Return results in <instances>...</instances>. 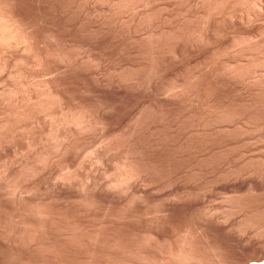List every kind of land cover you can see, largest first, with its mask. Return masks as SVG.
<instances>
[{
  "label": "rangeland",
  "instance_id": "rangeland-1",
  "mask_svg": "<svg viewBox=\"0 0 264 264\" xmlns=\"http://www.w3.org/2000/svg\"><path fill=\"white\" fill-rule=\"evenodd\" d=\"M90 2L16 0L36 48L0 57V100L27 114L0 130V226L25 203L40 204L37 226L61 240L54 259L37 262L1 245L0 264L244 262L221 227L242 194L216 191L208 215L200 169L220 142L264 143V0ZM74 116L84 122L69 127Z\"/></svg>",
  "mask_w": 264,
  "mask_h": 264
},
{
  "label": "bare ground",
  "instance_id": "bare-ground-1",
  "mask_svg": "<svg viewBox=\"0 0 264 264\" xmlns=\"http://www.w3.org/2000/svg\"><path fill=\"white\" fill-rule=\"evenodd\" d=\"M18 1V0H17ZM40 1V0H39ZM50 2V4H53L54 6L58 4L59 1L61 0H48ZM68 1V0H67ZM77 3H79V5H81L82 7H84V9L89 8L90 9V5L89 3H91V0H76ZM131 1V0H130ZM44 2V1H43ZM70 2V1H69ZM61 3V2H60ZM71 3V2H70ZM76 3V2H75ZM35 4V3H34ZM37 4V3H36ZM100 4V3H99ZM16 0H0V57L5 60L7 57H9V54L12 53V50L14 51V49L16 51H19L22 47L24 52L26 51H31L33 47L36 48V46H32V40L30 37V31L28 30V27H26L24 25L23 18L22 15L18 12L20 9H18V11H16L17 6ZM20 6V4H18ZM67 5V4H66ZM16 8H15V7ZM31 6V5H30ZM41 6V5H40ZM49 6V5H48ZM61 6V5H58ZM64 6V5H63ZM69 6V5H68ZM73 6V5H72ZM75 7V5H74ZM80 7V6H79ZM37 8V7H36ZM56 8V7H55ZM65 8V7H64ZM68 9V8H67ZM75 9V8H74ZM32 10V9H31ZM39 10H41V8H39ZM66 10V9H65ZM42 11V10H41ZM63 11V10H62ZM77 11V10H76ZM22 12V11H21ZM32 12V11H31ZM67 12V10H66ZM35 13V12H34ZM33 13V14H34ZM42 15V12H40ZM44 14V13H43ZM27 15V14H26ZM54 16V15H53ZM62 16V15H61ZM67 16V14H66ZM87 16V15H85ZM46 17V15L44 16ZM52 17V16H50ZM56 17V16H55ZM41 18V17H40ZM49 18V17H48ZM54 18V17H53ZM67 18V17H66ZM38 19V18H37ZM57 19V18H56ZM85 19V18H84ZM224 19V18H223ZM42 20V19H41ZM30 21V19H29ZM40 21V20H39ZM53 21V19H52ZM56 21H59L58 19ZM208 21V20H207ZM27 22V20H26ZM42 22V21H41ZM47 22V20L45 21ZM51 22V21H50ZM31 23V22H29ZM44 23V20H43ZM54 24V23H53ZM59 24V23H58ZM244 24V23H243ZM29 25V24H28ZM46 25V23H45ZM70 25V24H69ZM83 25V24H82ZM56 26V25H55ZM54 26V27H55ZM84 26V25H83ZM34 27V26H33ZM53 27V26H52ZM67 27V25L65 26V28ZM51 29V28H50ZM57 29V27H56ZM63 29V28H62ZM70 28H68L69 30ZM35 30V29H33ZM58 30V29H57ZM255 30V29H254ZM32 31V30H31ZM35 33V31H33ZM54 32V31H53ZM55 33V32H54ZM62 33V32H60ZM48 34V33H47ZM52 34V33H50ZM32 35V34H31ZM35 36V34H33ZM39 35V34H38ZM62 35V34H61ZM55 36V35H54ZM52 37V36H51ZM56 37V36H55ZM54 37V39H55ZM37 38V37H36ZM33 39V38H32ZM38 39V38H37ZM51 39V38H50ZM35 40V39H34ZM39 40V39H38ZM43 40V39H42ZM59 40V39H58ZM36 41V40H35ZM50 43V41H48ZM38 43V41L36 42ZM53 43H56V41H54ZM52 43V44H53ZM59 43V41H58ZM51 44V45H52ZM37 45V44H36ZM47 45V44H46ZM57 45V44H55ZM39 46V45H38ZM50 46V45H49ZM48 46V47H49ZM53 46V45H52ZM255 46V45H254ZM40 47V46H39ZM43 47L44 44H43ZM20 48V49H18ZM59 48V47H58ZM43 49V48H42ZM49 49V48H48ZM51 49V47H50ZM49 51H53L52 49ZM37 50H40V48ZM46 50V49H45ZM48 51V50H46ZM48 51L49 54H51ZM22 52L24 55L26 53ZM40 52V51H39ZM43 52V51H42ZM15 53V52H14ZM13 53V54H14ZM19 53V52H18ZM41 53V52H40ZM20 54V53H19ZM28 54V53H27ZM44 54V53H43ZM55 54V53H54ZM61 54V53H57L56 54ZM12 55V54H11ZM10 55V57H11ZM24 55L20 54V55H16L19 58H26ZM42 55V54H41ZM48 55V54H46ZM54 55V56H55ZM40 56V55H39ZM38 56V57H39ZM50 56V55H49ZM5 57V58H4ZM14 58V55L12 56ZM29 57V56H28ZM31 57V56H30ZM37 57V58H38ZM43 57V56H42ZM41 56L39 58H42ZM47 57V56H46ZM58 57V56H57ZM64 57V56H63ZM16 58V57H15ZM48 58V57H47ZM52 58V57H51ZM67 57H65L66 59ZM69 58V57H68ZM10 59V58H9ZM7 59V60H9ZM12 59V58H11ZM43 59V58H42ZM50 59V57L48 58ZM54 59H56V56L54 57ZM59 59V58H58ZM2 60V59H1ZM17 60V58H16ZM38 61V59H33V62ZM53 60V59H52ZM63 60V58H62ZM12 61V60H11ZM19 61V60H18ZM31 61V59H30ZM42 61V60H40ZM45 61V59L43 60V62ZM49 62V60H47ZM69 61V60H68ZM71 61V60H70ZM75 61V60H74ZM6 62V61H3ZM26 60L23 61L21 60L20 63H24L25 64ZM47 62V63H48ZM55 62V61H54ZM64 62V60H63ZM67 62V61H66ZM7 63V62H6ZM5 63V64H6ZM12 62H9L8 64H10ZM27 63H29V61L27 60ZM32 63V62H31ZM36 65L41 64V62H35ZM46 63V64H47ZM53 63V62H52ZM51 63V64H52ZM57 63V62H56ZM69 63V62H68ZM74 63V62H72ZM76 63V62H75ZM33 64V63H32ZM45 62H44V67H45ZM50 64V63H49ZM54 64V63H53ZM52 64V65H53ZM67 64V63H66ZM70 64V63H69ZM7 65V64H6ZM6 65L5 68H6ZM23 65V64H22ZM29 65V64H28ZM27 65V66H28ZM76 65V64H75ZM21 66V65H20ZM32 66V65H31ZM30 66V67H31ZM34 66V65H33ZM38 66V65H37ZM37 66L35 69H32V71L37 69ZM50 66V65H49ZM55 66V65H54ZM2 67V66H1ZM9 67V66H8ZM26 67L25 65L23 66V68ZM41 67V66H39ZM38 67V70L40 69ZM53 67V66H52ZM72 67V66H71ZM87 67V66H86ZM84 67V68H86ZM3 68V67H2ZM5 68L1 69V72H4L3 70H5ZM19 69V66L16 67ZM65 68V67H64ZM88 68V67H87ZM22 69V67L20 68V70ZM30 69V68H29ZM51 69V68H49ZM48 69V71H49ZM79 69V68H78ZM7 70V68H6ZM5 70V71H6ZM36 70V72L38 71ZM45 70L47 71L46 67ZM60 70V68H59ZM89 70V69H88ZM23 71V69L21 70V72ZM31 71V70H30ZM29 71V72H30ZM47 71V72H48ZM55 71V70H54ZM58 71V70H57ZM73 71V70H72ZM1 72H0V78H1ZM19 72V70H18ZM20 72V73H21ZM24 72V71H23ZM28 72V71H27ZM51 72V71H50ZM25 73V72H24ZM22 73V74H24ZM35 74V72H33ZM39 73V72H37ZM36 73V74H37ZM49 73V72H48ZM61 73V71H60ZM21 74V75H22ZM31 74V72L29 73ZM58 74V73H57ZM28 75V74H27ZM89 75V74H88ZM32 76V75H31ZM65 76V75H64ZM237 78V77H236ZM55 81V80H54ZM52 82V81H50ZM49 82V83H50ZM56 83V82H55ZM51 84V83H50ZM54 84V83H52ZM49 85V84H48ZM46 87V85H44ZM43 86V87H44ZM54 86V85H53ZM48 87H51L48 86ZM47 87V91L48 94L51 95V93L53 94V92L50 90L51 88L48 89ZM57 88V86H56ZM120 88V87H119ZM53 89V87H52ZM122 89V88H121ZM44 90V89H43ZM45 91V90H44ZM60 91V90H59ZM41 92V91H40ZM46 92V91H45ZM43 96H44V93ZM55 92V91H54ZM14 94V93H13ZM60 94V93H59ZM57 94V95H59ZM47 95V93H46ZM8 96V95H7ZM38 96V95H37ZM53 96V95H52ZM64 96V95H63ZM27 97V96H26ZM29 97V96H28ZM40 97H42L40 95ZM46 97V96H45ZM58 97L55 95V98ZM59 97H61V95H59ZM25 98V97H24ZM23 98V99H24ZM31 98V97H30ZM29 98V99H30ZM39 97H37V100H39V102H37L36 100L34 101L35 104H31L35 106V109L37 110V108L41 107V103L40 101L43 103V101H45V98L43 99V97L41 99H38ZM27 103L29 102L27 100V98H25ZM60 101H62L63 99L65 100V98H63L61 100V98H59ZM34 100V98H31V101ZM49 101L47 102H51L50 99H48ZM53 100V99H52ZM58 100V99H56ZM7 100H0V105L1 107V114H4V116L0 119V130L1 131H5L7 130V128L9 127V124L11 123L10 121H12V117L14 116H18L19 114H17V111L11 109V107L8 105L7 102H11L7 101ZM67 101V100H66ZM24 102V101H22ZM54 103V101H52ZM13 103V101H12ZM25 103V102H24ZM63 103V102H60ZM59 103V105H60ZM67 103V102H66ZM11 104V103H10ZM20 104V102H19ZM28 104V105H29ZM47 103H45L46 105ZM49 104V103H48ZM47 104V105H48ZM52 104V103H51ZM13 105V104H11ZM23 105V103H22ZM27 105V104H26ZM46 105V106H47ZM50 105V104H49ZM55 104L49 106V107H53ZM65 105V104H64ZM63 104H61V106H64ZM56 106V105H55ZM12 107H16V109L18 110L19 105L18 106H12ZM30 107V106H29ZM37 107V108H36ZM44 107V104H43ZM21 108H23L21 106ZM20 108V109H21ZM28 108V107H27ZM31 108V107H30ZM34 108V107H33ZM56 108V107H55ZM60 108V107H59ZM62 108V107H61ZM15 109V108H14ZM26 109V107H25ZM32 109V108H31ZM44 109V108H43ZM52 109V108H51ZM54 109V108H53ZM52 109V110H53ZM58 109V108H57ZM22 110V109H21ZM47 110V109H46ZM24 112V110H22ZM20 113V111L18 113L20 114H24V113ZM30 112L29 109L25 110ZM33 111V110H32ZM31 111V112H32ZM45 111V110H44ZM51 111V110H49ZM16 112V113H15ZM27 112V113H28ZM30 112V113H31ZM40 112V110H39ZM28 114V117H31L35 112ZM39 113L36 112L35 116L38 115ZM42 114V112H41ZM26 115V116H25ZM25 115H22V117H20L21 115H19L18 117L22 118L21 122L24 121L23 120V116L27 117V114L25 113ZM40 115V114H39ZM44 115V114H42ZM47 115V112H45V116ZM41 116V115H40ZM70 116V115H68ZM80 116V115H79ZM13 117V119H14ZM34 117V116H32ZM39 117V116H38ZM37 117V118H38ZM65 117V116H63ZM68 118V117H65ZM79 118V117H77ZM76 118V119H77ZM82 118V117H81ZM16 119V118H15ZM26 121L27 118H25ZM32 119V118H31ZM64 119V118H63ZM70 119V117H69ZM75 116L71 117L70 121L66 120L64 122V120L62 122L66 123L67 121L70 122V126L69 127H73V125L71 124L72 122H76ZM33 120V119H32ZM31 120V121H32ZM47 120V119H46ZM62 120V119H61ZM35 121V120H34ZM40 121V119H39ZM77 121L79 122L80 119ZM20 122V123H21ZM36 122V121H35ZM35 122H31L35 123ZM84 122V121H83ZM81 120V123H83ZM14 123V121H13ZM54 123V122H53ZM68 123V122H67ZM77 123V122H76ZM80 122L77 124H81ZM17 124V121L15 122V125ZM36 124V123H35ZM40 124V123H39ZM60 124V123H59ZM69 124V123H68ZM87 124V122H86ZM85 124V125H86ZM14 125V126H15ZM76 125V124H75ZM74 125V127H75ZM12 126V124H11ZM10 126V127H11ZM13 126V129H14ZM17 126V125H16ZM33 126V125H32ZM66 126V125H63ZM39 127V126H38ZM41 127V126H40ZM80 127V125L78 126ZM83 127V125L81 126V128ZM34 128V127H33ZM60 129L62 128L61 126L59 127ZM68 128V127H66ZM76 128V127H75ZM10 129V128H9ZM36 129V128H35ZM38 129V128H37ZM42 129V128H41ZM72 129V128H70ZM80 129V128H78ZM88 129V128H87ZM64 130V129H62ZM66 130V129H65ZM77 130V128H76ZM0 131V132H1ZM12 131V130H11ZM10 131V132H11ZM71 131V130H70ZM69 131V132H70ZM9 132V131H8ZM9 132V133H10ZM78 132V131H77ZM80 132V131H79ZM78 132V133H79ZM2 133V132H1ZM83 133V132H82ZM85 133V132H84ZM87 133V132H86ZM3 134V133H2ZM5 135V133H4ZM3 135V137H5ZM51 135V134H50ZM78 137V136H77ZM1 138V137H0ZM75 138V137H74ZM2 139V138H1ZM3 140V139H2ZM253 140L256 139H229V140H225L224 142H220L217 144L216 146V150L213 154H206L203 157L202 160V165H201V169H200V173H201V178H202V183L204 185V187L206 188V193L204 195V199L203 202L201 203L202 207H205L206 210L208 211V215L211 211V208L209 207V204L207 203L208 201H210L211 198H213L216 194V191H224L228 188V186H230L231 188H233L235 190L236 193L242 194V200H240L238 203H236L232 206V213L229 214L230 216L228 217L229 219H227L224 223H222L221 227L226 230L229 234V236L231 237V239L237 244L238 247V251L241 252L242 255H244L246 258L244 260V262L239 263V264H264V151L263 152H259V153H263L259 156H255L252 155L253 151H254V146L256 145V149L258 150L260 147L263 148L264 147V143L263 140L261 139L260 141L263 143L260 147L255 144L252 143ZM259 140V139H258ZM7 141V140H6ZM57 141V140H56ZM2 145H3V141ZM0 142V144H1ZM9 143V142H8ZM258 143V142H257ZM5 144V143H4ZM7 144V143H6ZM9 147L10 145L7 144ZM64 145V144H63ZM1 147V146H0ZM6 147V145H5ZM264 149V148H263ZM260 150V149H259ZM7 151V150H6ZM5 151V152H6ZM90 154V153H89ZM255 154V153H254ZM26 175V174H25ZM220 179V181H223L224 184L219 185L218 184V180ZM108 180V179H107ZM130 180V179H129ZM57 182V181H56ZM230 185H229V184ZM136 184V183H135ZM121 185V184H120ZM64 186V185H63ZM71 186V185H70ZM89 186V185H87ZM123 186V185H122ZM126 186V185H125ZM97 187V186H96ZM117 187L118 190L120 191L121 189H119L118 186H113ZM135 187V186H134ZM137 187V186H136ZM73 188V187H72ZM124 188V187H123ZM89 189V188H88ZM109 189H111L109 187ZM139 189H141L139 187ZM232 189V190H233ZM103 190V189H102ZM107 190V189H106ZM115 189H113V192H109L110 194H114ZM123 190V189H122ZM105 191V190H103ZM102 191V192H103ZM109 191V190H108ZM111 191V190H110ZM117 191V190H116ZM133 191V188H132ZM140 191V190H139ZM123 192V191H121ZM83 193V192H82ZM97 193V192H96ZM129 193V192H128ZM231 193V192H230ZM234 193V192H233ZM121 194V193H120ZM119 194V195H120ZM235 194V193H234ZM66 195V194H65ZM116 195V194H115ZM238 196V195H237ZM240 199V198H239ZM19 204V203H18ZM45 204V203H44ZM21 205V204H20ZM41 205H43L41 203ZM46 206V205H45ZM42 206V207H45ZM16 207V205H15ZM15 207H13L15 209ZM12 208V207H11ZM20 209V208H19ZM15 212L13 214V216L8 219V225L6 226L5 224L1 226H5L7 227V231L5 230L4 233H0V246H6V247H12L18 251H20L21 253H23V255L27 258L30 259L32 261H42L44 258H48V259H54V254L53 251L51 250L52 247H57L56 243L57 241L60 239H58V237L60 235L57 234V232H53V231H42L36 224L37 220L36 218L38 216H40L41 214L43 215L44 210L41 209L40 204L36 205V204H31V203H25L24 205L21 206V209ZM50 210V209H49ZM13 212V211H12ZM207 213V212H206ZM215 213V212H214ZM212 214V213H211ZM210 214V218L211 220H214L217 222V220H219V215H211ZM11 215V214H10ZM206 215V214H205ZM226 216V215H225ZM8 217V216H7ZM208 218V217H207ZM209 218V219H210ZM41 219V218H40ZM7 220V221H8ZM6 221V220H5ZM48 221V220H47ZM51 221V220H50ZM56 221V220H55ZM220 222V221H219ZM222 222V221H221ZM2 223V222H1ZM42 225V224H41ZM0 226V228H1ZM48 226V225H47ZM5 227H2L5 229ZM52 227V226H51ZM54 227V226H53ZM66 227V226H65ZM48 228V227H46ZM57 228V227H55ZM51 229V228H50ZM4 231V230H1ZM72 238V237H71ZM70 238V239H71ZM76 238V237H75ZM61 240V239H60ZM69 241V240H68ZM74 241V240H73ZM62 245V244H61ZM15 251V250H12ZM16 253V252H15ZM15 253L13 254L15 256ZM63 253V252H62ZM67 253V252H66ZM233 253V252H232ZM69 255V254H68ZM75 255V254H74ZM211 255V254H210ZM10 256V255H9ZM228 256V255H227ZM67 257V256H66ZM224 257V256H223ZM58 258V257H57ZM81 258V257H80ZM226 258V257H225ZM15 259V258H14ZM24 259V258H23ZM63 259V258H62ZM29 260V261H30ZM157 260V259H156ZM221 260V259H220ZM225 260V259H224ZM31 261V263H32ZM51 261V260H50ZM56 261V260H55ZM44 262V261H43ZM30 263V264H31ZM155 263V262H154ZM220 263V262H219ZM235 263V262H234ZM234 263H226V264H234ZM153 264V263H152ZM160 264H171V263H163L160 262ZM183 264V263H182ZM185 264V263H184ZM186 264H196V263H186ZM198 264V263H197Z\"/></svg>",
  "mask_w": 264,
  "mask_h": 264
}]
</instances>
